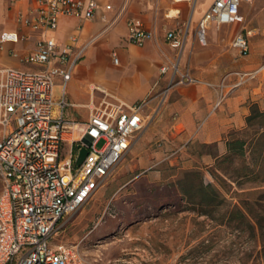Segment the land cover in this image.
I'll list each match as a JSON object with an SVG mask.
<instances>
[{"label": "built area", "instance_id": "2783aa9c", "mask_svg": "<svg viewBox=\"0 0 264 264\" xmlns=\"http://www.w3.org/2000/svg\"><path fill=\"white\" fill-rule=\"evenodd\" d=\"M34 1L35 7L18 13L17 22L42 33L35 50L25 57L37 68L0 67V264H96L82 253V243H58L54 233L60 221L81 210L104 186L127 155L132 139L147 123L146 101H106L93 107L86 121L67 118L65 109L71 103L66 97V86L85 46L73 51L71 44H61L48 33L57 30L62 17L92 18L100 4L97 0ZM251 1L210 0L198 22L200 44H208V31L213 24L243 21L241 7ZM152 34L142 21H128L131 43L143 45ZM251 34V30L237 33L232 46L247 54ZM23 38L18 30H5L0 34V44ZM166 40L176 49L184 44L177 30L168 31ZM112 56L118 63L117 53ZM170 66L176 73L172 82H199L189 70L180 71L177 63ZM170 66L162 65L161 72ZM263 71L264 62L255 69L235 72L238 79L229 91L225 80L219 83L214 108L224 102L232 89L254 80ZM101 140L103 145L98 147ZM78 144L88 149L80 165ZM66 145L69 149L63 153Z\"/></svg>", "mask_w": 264, "mask_h": 264}, {"label": "rangeland", "instance_id": "374dc122", "mask_svg": "<svg viewBox=\"0 0 264 264\" xmlns=\"http://www.w3.org/2000/svg\"><path fill=\"white\" fill-rule=\"evenodd\" d=\"M241 15L243 21L235 25L213 24L204 47L226 52L235 33L246 28L264 33V0L244 3ZM157 22L155 14L152 24ZM123 79L119 70L109 69L102 82L119 91ZM254 82L255 103L264 110V71ZM87 87L82 80L68 81V97L75 103L65 111L68 118H85L89 108L77 103L90 101ZM156 109L157 103L147 109L148 125ZM155 137L147 141V152H129L88 203L60 221L55 241L82 243V253L96 264H264V157L253 164L255 152L249 150L244 157L233 155L212 165L169 160L153 165L152 151L163 145L161 135ZM102 145L103 140L97 144ZM157 172L152 183L142 178L124 185L136 174L153 178ZM201 180L212 190H200Z\"/></svg>", "mask_w": 264, "mask_h": 264}, {"label": "crops", "instance_id": "0c3cea01", "mask_svg": "<svg viewBox=\"0 0 264 264\" xmlns=\"http://www.w3.org/2000/svg\"><path fill=\"white\" fill-rule=\"evenodd\" d=\"M97 1L100 7L92 18L79 20L75 17H62L57 30L48 33L55 35L61 44H71L73 51L85 46L83 56L76 65L71 79L87 83L86 90L90 101L77 104L87 106L89 110L83 120L69 119L86 121L92 108L101 106L106 101L127 104L146 101L144 116L147 123L132 139L129 152L135 156L141 155L143 149L147 152L145 149L147 141L157 140L155 135H161L163 145L159 150L152 151L153 165L166 160L182 165H195L196 161L207 165L215 163L216 158L227 152L229 133L245 127L250 107L255 103L257 87L254 80H248L232 89L224 102L218 108H214L218 97L217 85L225 80L228 85L226 90L229 91L238 79L235 72L252 70L261 65L264 56V33L256 35L257 28L243 30L252 31L249 37L250 50L247 54H241L232 44L226 52L222 49L217 52L219 48L204 47L207 45H201L197 37L198 22L210 0ZM107 4L111 5L110 9L106 8ZM32 7H35L34 0H0V34L5 30H18L24 37L16 43L0 44L1 68H37L27 63L25 57L35 50L42 33L17 22L18 13L26 12ZM155 14L158 16V22L152 24ZM130 19L140 20L146 28L152 30L153 34L143 45L128 40ZM78 27H81L80 30ZM171 30L180 31L184 40L182 48H173L166 42V34ZM232 31L233 28L226 34L227 37ZM73 35H76L75 40H72ZM219 36L221 35L211 37ZM113 52L119 57L118 63L114 62ZM97 53L106 56L102 68L80 73L79 67L90 55ZM173 63L178 64L180 71L189 70L199 82L185 84L172 82L176 74L170 66ZM162 65L170 66L165 73L161 72ZM109 69H116L124 74V82L119 91L102 82ZM60 91L61 86L58 84L57 96L60 95ZM66 97L71 103L68 107L75 105L69 100L67 86ZM154 103H157V109L148 125L147 109ZM158 174L159 172L151 178L149 173L144 175L139 173L124 185L127 186L142 178L152 183Z\"/></svg>", "mask_w": 264, "mask_h": 264}, {"label": "trees", "instance_id": "16d2710c", "mask_svg": "<svg viewBox=\"0 0 264 264\" xmlns=\"http://www.w3.org/2000/svg\"><path fill=\"white\" fill-rule=\"evenodd\" d=\"M249 150H254L255 152V162L253 164L257 163V159L260 162L262 161L264 157V110L257 103H252L250 112L246 117L245 127L229 133L227 152L216 158V161L220 159L227 160L233 155L244 157ZM199 187L200 190L205 192L212 190V186L204 184L202 180L199 183ZM179 190L185 194L187 192V188L184 185H181ZM201 198L207 199L208 195H203Z\"/></svg>", "mask_w": 264, "mask_h": 264}, {"label": "bare ground", "instance_id": "6f19581e", "mask_svg": "<svg viewBox=\"0 0 264 264\" xmlns=\"http://www.w3.org/2000/svg\"><path fill=\"white\" fill-rule=\"evenodd\" d=\"M106 62V56L103 53L90 55L89 58L79 67L80 73H89L93 70H99Z\"/></svg>", "mask_w": 264, "mask_h": 264}, {"label": "water", "instance_id": "95a60500", "mask_svg": "<svg viewBox=\"0 0 264 264\" xmlns=\"http://www.w3.org/2000/svg\"><path fill=\"white\" fill-rule=\"evenodd\" d=\"M87 140H88V138H85L84 141H87ZM77 146L80 148V153L77 157V164L80 165L84 161V159L88 153V149L86 146H82L81 144H78Z\"/></svg>", "mask_w": 264, "mask_h": 264}]
</instances>
